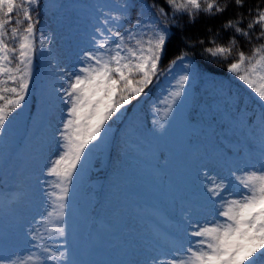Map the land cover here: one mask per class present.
<instances>
[{
	"label": "snow or ice",
	"instance_id": "obj_1",
	"mask_svg": "<svg viewBox=\"0 0 264 264\" xmlns=\"http://www.w3.org/2000/svg\"><path fill=\"white\" fill-rule=\"evenodd\" d=\"M41 6V0H0V76L12 82L11 87H0V93L14 97L7 99V111L0 107V139L23 114L36 79L34 60L44 55L36 48L37 39L43 49L46 38L38 28ZM98 7L102 19L97 18L88 34V46L78 44L75 52L69 49L63 60L48 49L57 83L47 95L44 115L38 114L33 122L46 129L43 151L55 148L56 152L39 169L46 187L37 192L30 186L18 201L26 212L33 197H44V212L32 217L25 230L36 251L13 260L2 249L0 264H77L68 231L71 190L93 157L114 141L113 125L123 122L128 106L135 107L133 101L139 103L158 84L161 61L177 31L199 25L204 35L195 40L181 37L184 47L168 68L173 78L176 68L180 73L164 116L156 119L153 113L151 131H166L187 93L186 85L192 82L198 54L209 63H223L225 54L234 53L224 64L226 73L256 93L260 111L249 116L247 109L237 106L230 119L237 126L256 125L264 138V90L254 88L251 79L254 74L264 79V6L248 7L246 0H120L114 6ZM245 17L251 21L245 23ZM47 41L53 44L50 37ZM244 44L254 49L250 55L242 50ZM257 54H261L258 59ZM4 100L0 94V101ZM210 167L218 170L209 172ZM196 174L200 179L193 181L190 196L178 204L168 241L172 252L164 264H264V156L250 152L240 164L225 157L220 163L200 166ZM5 239L6 234L0 238L3 246ZM151 259L161 264L159 258Z\"/></svg>",
	"mask_w": 264,
	"mask_h": 264
},
{
	"label": "rangeland",
	"instance_id": "obj_2",
	"mask_svg": "<svg viewBox=\"0 0 264 264\" xmlns=\"http://www.w3.org/2000/svg\"><path fill=\"white\" fill-rule=\"evenodd\" d=\"M119 2L120 0L46 2L45 18L41 26L46 38L43 49L40 48L44 55L39 57V61L42 62L40 76L43 79V86L37 90V95L43 97L44 102L37 104V113L31 121L33 126L30 128V125L28 128L25 112L28 108L29 94L23 114L10 126L5 137L0 139V210L2 208L8 210L3 215L0 214V238L1 235L4 236L2 231L9 233L4 246L0 244V250L3 249V255L9 259L26 257L30 252L36 251L31 249L25 230L32 217L38 218L39 214L44 212V197L42 195L33 197L26 212L18 201L31 190L30 186L37 192L46 187L43 183L46 177L39 169H42L48 158L54 156L56 152L55 148L51 151L45 148L43 151L42 140L46 129L33 122L38 114L44 115L47 95L51 92L52 85L57 83L56 70L49 63L52 58L48 55V49L51 47L53 53H59L60 59L63 60V53L69 49L75 52L79 51L78 44L80 47L88 46V34L92 33L97 25V18L102 19L98 5L114 6ZM50 5L61 7L53 9ZM47 37L53 40L52 45L48 44ZM175 73L177 74L175 78L171 75L163 89L161 101L166 106L171 101L170 92L174 90L173 86L180 69L176 68ZM0 77L2 81L7 80L6 75ZM186 89L187 93L182 103L178 105L166 131L156 142L150 139L142 143L137 136L128 134L126 129L118 135L113 129L114 141L103 147V159L110 166L113 182L105 185L103 179L96 177L90 183L97 189L104 185V195L110 201L101 207L102 215L96 218L97 224L92 229H85L89 208L77 197L82 187L81 183L87 177L86 171L80 182L72 188L67 217L70 242L73 243V254L77 264H102V261L111 259L120 260V264H153L152 257L159 258L161 264H164L171 255L172 246L168 241L171 239L169 234L174 230L176 218L169 219L163 215L162 204L159 203L148 180V171L151 168L167 176L169 181L167 198L172 209L187 198L183 193L190 196L193 181L198 182L200 179L196 174L200 166L220 163L225 157L233 164H240L245 162L250 152L256 157L264 156L262 137L258 139L257 151H243V154H238L239 143L227 141V144L231 145V156H228V151H218L213 156H206L203 145L189 146L194 130L184 123V117L191 106L194 89L191 86ZM254 95L256 96L255 92ZM22 133H26L27 137L23 140L24 150L19 153L17 134ZM158 147H163L168 154L167 164L159 169L150 159ZM217 170L214 167L208 169L209 172Z\"/></svg>",
	"mask_w": 264,
	"mask_h": 264
},
{
	"label": "trees",
	"instance_id": "obj_3",
	"mask_svg": "<svg viewBox=\"0 0 264 264\" xmlns=\"http://www.w3.org/2000/svg\"><path fill=\"white\" fill-rule=\"evenodd\" d=\"M48 0H41L42 6L40 8V23L38 25L41 31V24L44 20V10L46 7V2ZM20 0H18V3ZM248 7H255L256 5L264 6V0H246ZM27 6V5H25ZM22 20V16L20 17ZM251 21V17H245V23ZM175 31V30H174ZM203 29L198 25L195 28H185L183 33L176 32L174 37V42L172 44L171 50L166 52L164 58L161 61L160 69V80L158 84L152 87L149 95L145 96L139 103L133 101L135 107L129 105V111L123 122H117L113 125L114 129H119L122 131L126 129L128 134H133L138 137V140L142 143H146L152 139L157 141L162 134H156L151 131L153 126V113H156V119L163 117L166 111V105L161 101L162 94L164 92L165 83L170 79L168 74V68L170 66L171 60L175 55L180 54V50L184 47V42L181 37H187L189 40H195L198 36H203ZM39 37V32L37 33ZM239 48L240 45L237 44ZM37 52L41 50V43L39 38L36 42ZM246 56L250 55L254 51L251 45L244 44L242 49ZM198 51V50H197ZM191 55V50H189V56ZM234 53L225 54L222 58L223 63H209L208 61L201 58L198 54L195 58L197 68L193 69V79L190 85L193 91L192 103L190 108L184 117V123L193 127L196 132L192 133L189 145L192 147L193 144L200 143L203 145L204 154L206 156H213L218 151H229L231 145L227 144V141H232L239 143V152L241 154L243 151H257L259 149L258 139L261 138L260 130L256 128V125L251 127L248 126H237L230 119V113H235L236 107L239 106L241 109H247L248 115L251 116L253 113L259 114V107L257 106L258 97L254 95V91L249 89L247 86L243 85L235 79H232L229 74L226 73L224 64L228 60L232 59ZM257 54V59L259 58ZM40 55L38 54L34 60L35 65V75L36 79L31 85L30 89V99L26 110V124L27 127L31 125L32 117L37 113L36 105L40 102L43 103L44 98H40L37 95V90L41 89L42 77L41 69L42 62L39 61ZM241 74H243V67L241 69ZM254 88L264 90V79H261L259 74H254L251 76ZM0 81L2 78L0 77ZM6 83L0 84V87H11L12 82L8 80ZM229 93L231 94V100H229ZM5 96L4 101H0V107H4L5 111L7 108V99L14 98L12 94L8 92L0 93ZM157 109L159 111L157 112ZM191 116V118H190ZM17 122V120L15 121ZM14 122V123H15ZM165 124L166 121H161ZM33 124L30 128H32ZM210 130V131H209ZM117 131V133L119 132ZM29 133V131H25ZM26 133L17 134L18 151L21 153L24 148V139L27 136ZM103 153H97L93 157V161L89 169L86 171L87 177L82 181V187L77 197L81 198L80 201L84 202L86 207L89 208L88 220L86 222V227H93V221L96 216H101L99 210L103 204L109 203V198L104 195V185L97 189L91 183L96 177L103 179V183L109 184L113 182V177L111 176L109 165L103 160ZM167 152L163 150V147H158L156 153L150 157L152 164L157 167L163 168L168 161ZM148 180L154 188V193L156 194L158 201L162 204V208L166 215L177 218V207L178 204L170 209V203H168L167 198V177L162 173H157L156 170L150 169L148 171ZM184 196L188 197V193H184ZM2 212V211H1ZM6 212V211H5ZM2 234H6L8 237L9 233L7 231H2ZM3 237V235H2ZM102 264H120V260H106L102 261Z\"/></svg>",
	"mask_w": 264,
	"mask_h": 264
}]
</instances>
